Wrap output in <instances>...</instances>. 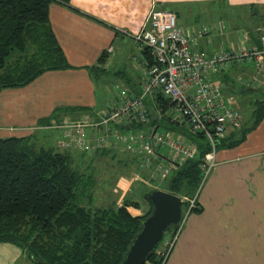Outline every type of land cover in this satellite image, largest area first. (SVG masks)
<instances>
[{"label": "crops", "instance_id": "crops-1", "mask_svg": "<svg viewBox=\"0 0 264 264\" xmlns=\"http://www.w3.org/2000/svg\"><path fill=\"white\" fill-rule=\"evenodd\" d=\"M220 3L232 9L256 5L264 8V0L53 3L50 24L70 68L50 70L28 86L0 91V140L26 139L38 150L44 148L43 142L51 141L56 150L68 151L80 158L98 157L97 142L101 133L90 128L84 138L91 145L85 150L70 148L65 146L67 135H75V131L68 130L67 123L82 119L100 122L102 112L116 99L119 88L128 89L132 95L140 93L150 61L136 37L149 30L147 19L153 9L175 12L178 25L190 37L192 49L201 55L239 50L243 44L257 45L258 37L254 39L250 33L257 30L260 38L264 27L253 16L255 10L249 12L254 23L245 15L248 28H240L236 17H231L229 22L220 17V21L212 23L194 19L203 8ZM246 32L252 38L245 43ZM212 79L223 86L224 97L231 99L229 106L242 114L243 123L240 128L228 127L225 141L217 151L216 164L197 195L199 209L188 212L186 203L178 239L165 264H264V119L253 126V105L261 97L259 89L264 91L261 86L264 72L256 73L254 64L244 59L221 69ZM157 96L147 102L150 121L143 127L125 129L145 137L155 130L170 132L171 138L182 137L198 149L194 136L189 137L188 126L171 121L172 106L165 115L160 111ZM242 107L250 111V117L244 116ZM164 117L170 119L175 130L160 126ZM237 138L239 142L231 145ZM106 148L109 154L127 156V162L135 164L137 169L134 155L117 151L113 146ZM157 150L160 157L154 158V163L174 155L167 145L158 146ZM164 162L168 164L165 159ZM135 174L140 175L141 183L157 186L168 179L162 181L141 169ZM0 264H27V261L20 248L0 243Z\"/></svg>", "mask_w": 264, "mask_h": 264}, {"label": "trees", "instance_id": "trees-1", "mask_svg": "<svg viewBox=\"0 0 264 264\" xmlns=\"http://www.w3.org/2000/svg\"><path fill=\"white\" fill-rule=\"evenodd\" d=\"M55 2L68 4L69 0H0V91L28 86L50 70L70 68L50 24V6ZM260 25L264 27V21ZM250 34L254 39L260 36L257 30ZM255 41L261 48L260 39ZM144 52L149 54L151 64L150 52ZM259 90L261 97L253 105V126L264 119V91ZM156 101L164 115L172 106L163 95ZM138 126L144 125L128 128ZM160 126L176 129L168 117ZM106 130L105 126L98 129L101 136ZM189 135L198 143L196 156L177 163L167 177L171 180L170 193L193 199L202 185L201 165L210 146L205 135ZM238 142L234 139L231 145ZM99 149L98 157H118L109 154L106 147ZM127 159H123L124 165L129 164ZM134 160L137 169L129 171L130 176L140 171L142 155H134ZM76 162L77 156L68 151L38 150L20 138L0 140V243L20 248L28 264H121L142 222L152 214L151 205L143 214L132 215L131 208L141 207L132 198H124L121 203L116 198L110 206H96L88 198L94 181L86 178ZM178 228L172 227L166 238ZM162 245L149 255L146 264H164Z\"/></svg>", "mask_w": 264, "mask_h": 264}, {"label": "built area", "instance_id": "built-area-1", "mask_svg": "<svg viewBox=\"0 0 264 264\" xmlns=\"http://www.w3.org/2000/svg\"><path fill=\"white\" fill-rule=\"evenodd\" d=\"M147 26L149 30L136 37L152 57L140 93L132 95L128 89H122L119 99H114L102 112L100 122L93 119L68 122L67 129H74L75 135H67L65 146L85 150L89 147L88 140L84 138L85 132L90 128L98 130L105 126L106 134L98 139L99 147L113 146L124 153L142 155L140 169L165 180L177 163L182 164L196 156V147L187 144L182 137L177 140L171 138L170 132L155 130L151 136L145 137L144 134L132 132L124 134L115 128L116 125H146L151 118L147 102L157 95H163L171 100V121L178 125L186 124L192 135L203 134L209 142V152L201 165L205 181L216 164L218 145L226 138L228 127L240 128L243 123L242 114L229 106L231 99L224 97L223 86L215 82L212 76L234 61L244 59L253 63L258 73L264 72V34L260 38L261 48L243 44L239 50L205 56L192 49L190 37L178 25L175 12L153 9L148 16ZM250 40V34L246 32L244 42ZM261 86L264 89V79ZM165 145L171 148L174 155L154 165L153 159L160 157L157 147ZM136 179L139 180L137 176L134 177ZM197 207L196 196L190 200L189 212ZM180 227L173 236L166 238L165 235L162 241L166 253L164 264L178 239Z\"/></svg>", "mask_w": 264, "mask_h": 264}, {"label": "rangeland", "instance_id": "rangeland-1", "mask_svg": "<svg viewBox=\"0 0 264 264\" xmlns=\"http://www.w3.org/2000/svg\"><path fill=\"white\" fill-rule=\"evenodd\" d=\"M251 9L255 10L253 12V16H257L260 20V23H262L264 21V8H262L260 5L251 7L244 6L240 9H232V7H228L220 3L214 5V7L203 8L200 14L196 15L194 19L198 20L201 23H212L213 21L218 22L221 19L229 22V19L231 17H236L237 25L240 28H248L249 21H247L248 17L245 16L246 14H248L250 20L252 21V23H254V20H252L253 17L250 16L251 14L249 13L251 12ZM220 17L222 18L220 19ZM260 38L258 37V40ZM121 90V88L116 90V96L118 95L116 99H119ZM240 110L245 117H250V111L248 109L242 107V109ZM117 130L121 133L128 132L126 129L122 128H118ZM52 144L53 143L50 141V143L43 142V144L41 145H44L45 149H57ZM117 155V158H113L112 156H92L90 158H88L89 156H85L83 158L77 157L76 163H79V165L77 164L78 167L85 173L86 178H92L94 181L92 182V185L88 190V198L90 197V199L95 203L96 206H110L113 203V199L116 198H120V201H118L119 203H121L124 198H132L133 201L139 202L141 207L139 209L131 208L129 211L132 215L139 216L151 208L152 204L146 198V195L154 190L170 191L168 182L170 183L171 180L169 178L167 181L165 180L166 182L163 180L165 183L162 182L160 186H157L156 184H144V182H140V175L132 172V182H136L132 184L131 176L129 173L135 169V164L129 163L127 165H124L123 159H125V156H123V154L121 153H117ZM129 167L131 169H129ZM167 168L169 169V166H167ZM157 174L160 175L159 172H157ZM136 176L139 178V180H134V177ZM88 181L89 179L86 182L88 183ZM190 200V197H182V201L188 203L189 207ZM185 207L186 205L184 204L183 208L185 209ZM171 230L172 228L166 232V235ZM160 245H162V243Z\"/></svg>", "mask_w": 264, "mask_h": 264}, {"label": "water", "instance_id": "water-1", "mask_svg": "<svg viewBox=\"0 0 264 264\" xmlns=\"http://www.w3.org/2000/svg\"><path fill=\"white\" fill-rule=\"evenodd\" d=\"M153 206L152 214L142 222L129 251L121 264H146L149 255L162 243L166 232L183 223L182 198L178 195L155 190L148 195Z\"/></svg>", "mask_w": 264, "mask_h": 264}]
</instances>
